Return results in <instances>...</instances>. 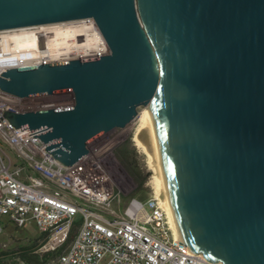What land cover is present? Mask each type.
<instances>
[{"label":"water","instance_id":"obj_1","mask_svg":"<svg viewBox=\"0 0 264 264\" xmlns=\"http://www.w3.org/2000/svg\"><path fill=\"white\" fill-rule=\"evenodd\" d=\"M91 16L108 51L9 67L0 90L73 103L3 110L71 165L149 104L142 126L175 239L264 264V0H0V29Z\"/></svg>","mask_w":264,"mask_h":264},{"label":"built area","instance_id":"obj_2","mask_svg":"<svg viewBox=\"0 0 264 264\" xmlns=\"http://www.w3.org/2000/svg\"><path fill=\"white\" fill-rule=\"evenodd\" d=\"M68 25L98 30L91 16L87 21L0 29V72L48 61L25 52L46 47L54 30H68ZM21 41H35V46L19 47ZM98 55L101 52L81 58ZM51 96L19 97L0 90V233L8 222L21 227L32 221L39 234L48 230V239H41L34 251H62V259L55 264H212L202 253L169 236L172 228L155 192L143 201L130 197L120 203L119 192L89 150L73 164L64 165L33 136L45 127L20 130L23 127L14 128L2 115L3 110L55 107L58 102Z\"/></svg>","mask_w":264,"mask_h":264},{"label":"rangeland","instance_id":"obj_3","mask_svg":"<svg viewBox=\"0 0 264 264\" xmlns=\"http://www.w3.org/2000/svg\"><path fill=\"white\" fill-rule=\"evenodd\" d=\"M51 97L63 103L70 102L73 95L70 91H60L53 93ZM143 107L145 106L137 107L138 113ZM137 125L136 115L125 126L111 128L95 136L88 143L91 159L108 175L111 185L119 192L120 203L130 197H137L143 201L145 196L154 192L153 170L149 168L147 156L134 145L132 140ZM119 160L125 162L127 169ZM131 168L135 169V175L129 172ZM42 238L32 221L21 227L8 222L0 233V250L8 251L33 242L36 246ZM18 260V257L13 255H0V264H11Z\"/></svg>","mask_w":264,"mask_h":264},{"label":"bare ground","instance_id":"obj_4","mask_svg":"<svg viewBox=\"0 0 264 264\" xmlns=\"http://www.w3.org/2000/svg\"><path fill=\"white\" fill-rule=\"evenodd\" d=\"M75 20L87 21L89 20V16L77 18ZM66 29L68 30L55 29L54 34L52 37L49 38L46 47L40 48L38 46L34 51H27L25 52V54L27 56L31 55L33 57H38V58L46 57L48 61H40V63H48L51 61L64 60L63 58L66 57H68V59L81 58L82 56H86L98 52H101L102 55L108 51L101 37V34L97 29L95 30L83 29L80 25L79 26L74 25L73 27L71 25H68ZM34 46H35V41L34 43L26 42V41H21L19 43V47L22 48H33ZM31 64H36V63H31ZM41 95H48V94H41ZM72 103L73 100H71L70 102L64 101L63 103L58 102L56 106L70 105ZM144 106L145 107H143V109L137 114L138 125L132 135V140L134 145L147 156L149 168L153 170L152 178H153L154 192L157 195L162 208L164 209V189H163L162 181L158 173V170L156 168L155 160L148 151L142 134L144 115L149 104H146ZM40 234L43 237L42 239H48V230H41ZM169 236L171 238H174L172 234V229H169ZM54 252H56V255L44 263H32V262H25L20 260L17 261V264H55L56 262H59L62 259V251H54ZM212 264H221V263L212 262Z\"/></svg>","mask_w":264,"mask_h":264},{"label":"trees","instance_id":"obj_5","mask_svg":"<svg viewBox=\"0 0 264 264\" xmlns=\"http://www.w3.org/2000/svg\"><path fill=\"white\" fill-rule=\"evenodd\" d=\"M119 162H121V164H122L123 160L122 161L119 160ZM124 163H123V166L126 168L127 166H125L126 164H124ZM129 172H132V174L135 175V169L134 168H131L129 170ZM77 224H78V222L76 221L73 229H75V226ZM72 236H73V230L69 234V239ZM35 247L36 246H34V242H33L29 245L17 246V247H15L11 250H8V251L0 250V255H13V257H18V259L21 261L32 262V263H44L56 255V252H50V253L49 252H44V253L35 252L34 251ZM14 262H16V261H14Z\"/></svg>","mask_w":264,"mask_h":264}]
</instances>
